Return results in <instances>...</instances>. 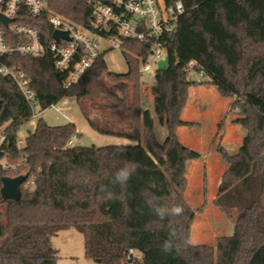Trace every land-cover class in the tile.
<instances>
[{
  "label": "trees",
  "instance_id": "obj_1",
  "mask_svg": "<svg viewBox=\"0 0 264 264\" xmlns=\"http://www.w3.org/2000/svg\"><path fill=\"white\" fill-rule=\"evenodd\" d=\"M49 2L71 20L87 23L91 8L84 0ZM183 2L177 30L163 36L168 71L158 72L151 86L154 112L168 130L164 142L156 137L152 111L142 106L136 55L146 59L150 43L124 40L125 73L110 71L102 52L69 88L63 87L64 74L50 53L6 60L27 73L42 110L74 96L92 129L135 144L69 145L81 136L76 124L53 126L40 119L19 147L18 131L32 118L31 108L0 74V125L10 122L3 131L0 160L16 162L25 156V171L35 176L33 187L22 186L20 199L0 197V264H58L53 238L70 228L83 234L85 256L99 264H126L130 248L142 253L140 264H264V0ZM25 19L51 38L45 16ZM198 68L208 79L189 78L190 70ZM199 84H213L222 96L233 98L230 110L239 113L234 122L246 130L237 153L217 145L229 166L214 202L237 217L233 234L219 237L216 247L190 243L196 210L185 197L187 165L202 155L176 133L179 126L194 124L183 120L182 112L190 86ZM126 163L136 166L135 173L126 185H114V173ZM7 175L0 167V188ZM102 186L114 198L108 199ZM149 200L181 204L184 213L160 219ZM167 240L173 244L169 253L162 250Z\"/></svg>",
  "mask_w": 264,
  "mask_h": 264
},
{
  "label": "built area",
  "instance_id": "obj_2",
  "mask_svg": "<svg viewBox=\"0 0 264 264\" xmlns=\"http://www.w3.org/2000/svg\"><path fill=\"white\" fill-rule=\"evenodd\" d=\"M50 0H0V13L10 19L8 25L0 20V74L12 81L17 90L30 105L32 117L43 111L27 73L15 63L6 60L16 55L41 57L50 53L56 70L64 74L63 87L69 88L95 64L101 55L100 39L123 48L124 40L150 43L146 59H140L139 78L144 82L146 74H153L157 80L159 62L168 56L163 36L177 30L180 16L185 12L183 0H84L91 8L86 24L76 22L57 12L50 6ZM45 16L51 26L52 35L48 39L41 30L26 21V17ZM55 30L68 32V38L55 39ZM196 63L192 61L193 69ZM155 68V69H154ZM206 76L202 68L197 69ZM202 81V80H197ZM53 106V105H52ZM6 138L0 134V151ZM74 136L69 145H73ZM19 147L25 140H18ZM27 165L25 156L12 162L3 158L0 167L17 176L24 172ZM27 173V172H26ZM35 176L30 175L23 186L33 187ZM138 250L130 248L125 257L126 264H140L142 258ZM142 254L141 252H139Z\"/></svg>",
  "mask_w": 264,
  "mask_h": 264
},
{
  "label": "rangeland",
  "instance_id": "obj_3",
  "mask_svg": "<svg viewBox=\"0 0 264 264\" xmlns=\"http://www.w3.org/2000/svg\"><path fill=\"white\" fill-rule=\"evenodd\" d=\"M100 44L108 69L116 73L127 72L128 64L123 54L124 48L116 47L114 43L104 39H100ZM189 78L203 81L207 79V76L200 75L198 70H190ZM155 82L156 78L153 74H146L144 82L140 81L142 106L152 111L155 119L156 137L159 142H164L168 130L160 123L153 108L151 86ZM190 93L191 98L183 109L182 118L197 124L188 125L184 128L185 132H182L183 130L179 132L178 137L183 140L186 146L205 155L204 158H199L200 160H191L187 166V168L190 167V170H194L192 173L190 172L192 175L188 180L185 197L196 210V217L191 228L190 243L216 247L219 237L233 234L237 217L235 211L225 212L214 202L223 173L229 166L217 151V145L220 143L230 154L237 153L243 145L246 130L234 122L239 114L238 109L231 110L229 114L224 111L226 108V100L224 99H228L227 97L218 92L215 93L211 87H193L190 89ZM89 101L87 100V102ZM40 119L53 126L69 122L76 124L82 134L74 141V145L99 147L108 144H135V141L131 139L101 134L92 129L83 115L77 98L74 96L63 98L57 104L43 110L39 116L32 117L25 122L18 131V140H25L36 129ZM222 121H224L223 125L218 126L219 122ZM9 123L0 125V134L3 133ZM218 128L219 132L215 137L214 132ZM23 170L22 173H26L25 167ZM53 245L58 250V264H99L85 256L84 236L75 228L60 231L53 238ZM136 254L142 258V254L139 252Z\"/></svg>",
  "mask_w": 264,
  "mask_h": 264
},
{
  "label": "clouds",
  "instance_id": "obj_4",
  "mask_svg": "<svg viewBox=\"0 0 264 264\" xmlns=\"http://www.w3.org/2000/svg\"><path fill=\"white\" fill-rule=\"evenodd\" d=\"M136 171V166L132 163H126L123 167L119 168L115 173L112 180V183L118 185H126L132 175ZM101 192H106L107 198H114V193L108 190L107 186L101 187ZM148 206L151 210L157 215L160 219H164L165 217H178L184 213V208L181 204H172L171 206H162L158 202L154 200H149ZM171 236H176L175 229H172L170 232ZM173 244L170 240L165 241L163 245V251L165 253H169L172 251Z\"/></svg>",
  "mask_w": 264,
  "mask_h": 264
},
{
  "label": "water",
  "instance_id": "obj_5",
  "mask_svg": "<svg viewBox=\"0 0 264 264\" xmlns=\"http://www.w3.org/2000/svg\"><path fill=\"white\" fill-rule=\"evenodd\" d=\"M0 20L4 22L5 25H8L10 19L6 18L4 15L0 13ZM68 38V32H62L60 30H55L53 33V37L55 39H59L60 37ZM169 57L159 62V68L163 72H167L169 68ZM0 100V107H1ZM30 174H20L17 176H4L2 177V187L0 189V194L3 200H18L22 196V186L25 181L29 178Z\"/></svg>",
  "mask_w": 264,
  "mask_h": 264
},
{
  "label": "crops",
  "instance_id": "obj_6",
  "mask_svg": "<svg viewBox=\"0 0 264 264\" xmlns=\"http://www.w3.org/2000/svg\"><path fill=\"white\" fill-rule=\"evenodd\" d=\"M208 79V78H207ZM193 87H196V88H202V87H204V88H206V87H211L213 90H215V93L216 92H218L219 94H220V92L218 91V89H217V87L215 86V85H213V84H199V85H192V86H190V88H189V92H188V99H187V103H186V106H187V104H188V102H189V100H190V98H191V93H190V89L191 88H193ZM209 91H211V90H209ZM224 98V97H223ZM224 100H226V108L224 109V111L227 113V114H229L230 112H231V110H230V104L233 102V98H228V99H224ZM145 109V108H144ZM227 117H228V115H227ZM183 119V118H182ZM183 120H185V119H183ZM185 121H188V120H185ZM188 122H192V123H195V124H197L196 122H193V121H188ZM223 122L224 121H222V122H219V125L218 126H220V124L221 125H223ZM188 125H183V126H179L177 129H176V133H177V135L179 136V132H181L182 130V132H185L184 130V128H186ZM77 127V126H76ZM77 131L80 133V134H82L81 133V131L77 128ZM218 132H219V128L217 129V131L216 132H214L215 133V137L217 136V134H218ZM185 135V134H184ZM220 135H221V133H220ZM78 139V138H77ZM180 139V138H179ZM221 140H222V135H221ZM181 142H183V140L181 139L180 140ZM183 144H185L184 142H183ZM197 151V150H196ZM199 152V151H198ZM201 153V152H200ZM201 155H202V157L201 158H204V154H202L201 153ZM200 158V159H201ZM200 159H198V160H200ZM190 162V161H189ZM189 162H188V165L187 166H189ZM192 168V167H191ZM194 169H192V170H190V167H188L187 168V179L189 180V178H190V175H192L191 173H192V171H193ZM191 172V173H190ZM185 193H186V191H185ZM234 229H235V225H234ZM234 232V231H233Z\"/></svg>",
  "mask_w": 264,
  "mask_h": 264
}]
</instances>
